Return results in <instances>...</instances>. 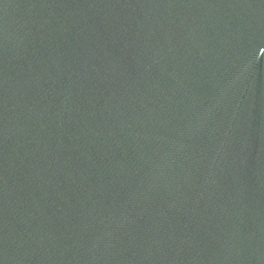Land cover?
I'll return each instance as SVG.
<instances>
[{
  "label": "water",
  "instance_id": "obj_1",
  "mask_svg": "<svg viewBox=\"0 0 264 264\" xmlns=\"http://www.w3.org/2000/svg\"><path fill=\"white\" fill-rule=\"evenodd\" d=\"M0 264H264V0H0Z\"/></svg>",
  "mask_w": 264,
  "mask_h": 264
}]
</instances>
